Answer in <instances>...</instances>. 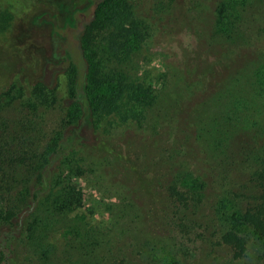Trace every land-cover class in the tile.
<instances>
[{"label": "trees", "instance_id": "16d2710c", "mask_svg": "<svg viewBox=\"0 0 264 264\" xmlns=\"http://www.w3.org/2000/svg\"><path fill=\"white\" fill-rule=\"evenodd\" d=\"M251 2L219 1L216 30L243 39L245 27L240 8H247ZM129 3V0H94L91 17L79 29V40L66 36L68 54L64 55L63 66L49 65L51 69L66 68L73 76L67 118L56 135L41 144L42 149L33 148L34 141L43 138L34 133L29 135L26 125H22L21 134L0 139V264H10L16 249L25 259L30 256L29 262L37 264H54V259L62 264H127L128 256L114 254L110 239L101 231L99 221L103 218L95 217L98 221L94 224L84 218L85 195L79 184L93 171L85 163L86 153L80 147L84 141L81 130L94 128L107 116L139 127H145L149 119L152 121L149 129L154 132L162 127L164 120L169 128L175 125L174 117L180 123L188 120L194 143L203 145L198 160L206 167L198 170L174 164L187 150L173 131L171 147L161 154L168 201L159 212V223L167 235L161 241L159 264H187V259L197 256L199 246L204 243L212 248L229 246L231 261L239 264L251 244L260 245V241L264 244V63L255 68L261 69L257 73L258 88H246L248 83L251 85L249 79L241 87L233 88L229 83L223 88H208L204 79L189 80L192 88L185 90L198 102L183 105L174 114L170 102L167 103L168 94L143 88L140 83L133 85L128 80H121V87L116 88L114 79L110 78L111 97L100 96L97 87L103 79L105 60L120 53L129 57L130 50L145 41L144 24L135 18ZM100 36L103 37L95 44ZM45 90L36 88L28 104L34 109L39 105L48 108L52 101L47 102L49 94ZM50 97L54 99L53 94ZM204 100L217 103V109L210 115L206 114L207 105L197 109ZM171 102L175 103L174 97ZM43 124V120L39 121L38 128L42 129ZM32 125L34 122L28 120L30 130ZM0 127L3 132H9L6 122L0 121ZM243 177H247V182L241 181L236 190ZM208 192L214 196L209 206ZM123 201L122 208L113 214L114 223L122 224V228L131 210L136 211V221H146L145 212L150 205L142 202L139 208L137 201L125 196ZM114 206L117 205H112V212ZM206 207H211V213L206 214L203 225L195 217ZM74 216L86 222H75ZM59 218L67 222V227H63V247L57 251L59 238L50 234L58 231ZM208 229L210 236L218 234L216 241H205L210 239ZM131 231L132 226H126L124 232L132 246L142 245L147 251L155 249L148 242L154 241L153 233L143 240V235L136 236ZM142 248L138 253L144 255L147 260L144 263L155 264L158 261L155 254L151 253L149 259ZM259 253L257 260L264 264V250Z\"/></svg>", "mask_w": 264, "mask_h": 264}, {"label": "rangeland", "instance_id": "374dc122", "mask_svg": "<svg viewBox=\"0 0 264 264\" xmlns=\"http://www.w3.org/2000/svg\"><path fill=\"white\" fill-rule=\"evenodd\" d=\"M219 1L129 0L131 12L144 24L145 41L138 48L130 50L129 57L125 58L124 53H120L116 58L113 56L105 60L103 79L97 87L101 93L99 95L111 97L110 78L114 79L116 88L121 87V80H128L133 85L140 83L143 88L168 94L167 103L170 102V111L174 114L181 106L198 102L185 90L192 88L189 80L204 79L208 88H223L226 83L233 88L241 87L249 79L251 85L248 83L246 88H258L257 73L261 69L256 71L255 68L264 63V0H252L247 8H240V18L245 27L243 39L236 34L228 36L221 29V32L216 30V6ZM93 9L94 0H0V121L9 126L8 133L0 127V139L21 134L22 125H26L29 135L34 133L43 138H37L33 147L42 149L41 144L44 145L61 129L63 120L67 118L73 76L66 68L51 69L49 65L63 66L64 55L68 54L66 36L79 40L82 22L91 17ZM102 37H97L94 43H98ZM36 88H46L49 94L47 102L52 101L48 108L39 105L34 109L28 104L29 99L33 100ZM52 94L54 99L50 97ZM172 97L175 98L174 104ZM205 105L209 107L207 115L218 107L214 100H204L197 109L202 110ZM28 120L34 122L32 130ZM41 120L45 124L39 129L38 122ZM173 120L174 127L169 128L165 123L167 120H164L162 127L154 132L149 129L152 122L149 119L145 127H139L135 123L124 124L107 116L102 117L94 128L88 126L81 130L84 141L80 147L86 153L85 163L93 169L79 182L85 195L84 218L92 224L98 221L95 217L103 218L99 221L101 231L110 239L114 254L128 256L127 264H145L147 261L143 254L138 253L142 245L132 246L127 239L124 231L128 225L132 226V234L143 235V240L153 233L154 241L148 242L155 249L147 251L143 246L142 253L148 257L154 253L158 260L155 264L160 262L161 241L167 235L159 223V212L168 201L161 154L171 147V131L185 143L187 150V154L179 156L178 160L176 158L174 164L188 165L197 170L206 167L198 160L203 145L194 143V133L188 120L186 123H180L175 117ZM77 164L73 163L75 169ZM241 181L247 182V177L238 181L236 190L239 183H243ZM124 196L137 201L139 208L144 204L142 202L150 205L145 212L146 221H136V211L131 210L128 219L123 220L122 228V224L114 223L113 214L124 205ZM212 199L213 194L208 192V206ZM113 204L117 206L112 212ZM201 210L195 218L203 224L207 221L206 214L211 213V207ZM130 219L133 220L128 223ZM86 220L75 217L78 223ZM64 226L67 227V222L59 218L58 231H51L50 234L59 238L57 251L64 244ZM140 230H144V233ZM210 231H206L210 239L205 241H216L218 234L212 233L210 236ZM262 243L251 244L239 264H263L257 260L261 254L259 252L264 250ZM214 247L202 244L197 256L187 259L186 263H236L231 261L229 246ZM29 258L25 259L16 249L10 257V264H37L29 262ZM54 261V264H62Z\"/></svg>", "mask_w": 264, "mask_h": 264}, {"label": "flooded vegetation", "instance_id": "af4514ba", "mask_svg": "<svg viewBox=\"0 0 264 264\" xmlns=\"http://www.w3.org/2000/svg\"><path fill=\"white\" fill-rule=\"evenodd\" d=\"M81 28H82V26H81Z\"/></svg>", "mask_w": 264, "mask_h": 264}]
</instances>
